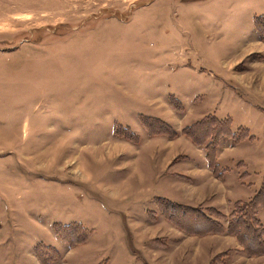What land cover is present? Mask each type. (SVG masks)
Returning a JSON list of instances; mask_svg holds the SVG:
<instances>
[{
  "label": "rangeland",
  "instance_id": "rangeland-1",
  "mask_svg": "<svg viewBox=\"0 0 264 264\" xmlns=\"http://www.w3.org/2000/svg\"><path fill=\"white\" fill-rule=\"evenodd\" d=\"M259 15L264 0H0V264H40L39 242L59 249L52 264H257L224 258L239 245L227 233L188 235L162 216V143L141 118L248 128L252 140L221 142L231 198L247 199L264 180ZM204 196L190 198L218 219ZM54 223L89 240L70 248Z\"/></svg>",
  "mask_w": 264,
  "mask_h": 264
},
{
  "label": "trees",
  "instance_id": "trees-1",
  "mask_svg": "<svg viewBox=\"0 0 264 264\" xmlns=\"http://www.w3.org/2000/svg\"><path fill=\"white\" fill-rule=\"evenodd\" d=\"M254 20L258 37L264 41V16L259 15ZM169 101L177 112L183 111V103L178 98L172 95ZM141 122L149 136H167L173 139L184 135L194 145L203 148L208 167L217 178H223L228 170L218 160L222 140L228 138L234 144H239L246 139L254 138L248 128L240 127L233 130V121L230 116L219 118L214 113L206 114L180 130L166 120L153 115L142 116ZM127 137L134 143L140 142L137 135L129 134ZM241 165H243L242 162L236 163L237 167ZM245 175L244 172L240 174L241 177ZM154 199L162 216L188 235L201 236L225 232L236 238L241 253L247 256L264 255V222L260 217L261 209L264 210V180L251 198L233 202L229 214L210 206V210L216 213L218 219L209 217L202 210L200 211L198 206L178 203L159 196ZM53 229L70 248L87 242L91 231L80 223L68 225L54 223ZM34 254L41 264H52L61 258L59 249L43 242L37 243Z\"/></svg>",
  "mask_w": 264,
  "mask_h": 264
},
{
  "label": "crops",
  "instance_id": "crops-1",
  "mask_svg": "<svg viewBox=\"0 0 264 264\" xmlns=\"http://www.w3.org/2000/svg\"><path fill=\"white\" fill-rule=\"evenodd\" d=\"M155 116L160 117V118L165 117V116H161V114H156ZM183 136L184 135H179L178 137L173 138V139H170L167 136H160L159 139L161 140L152 139V138H158V136L150 137L151 138L150 142H152L151 143L152 145L153 144L157 145V143H162L161 147L158 149L159 153L157 152L158 150H155L154 156L160 155L161 159L164 160L163 164L160 163V166L158 165L162 172V174L158 177V180H161V183L163 185L162 187L167 188V191H166L167 194H165L164 196L161 195L159 197H165V198L171 199L172 201L190 205V206H198V205H194V203L191 201V199L193 198H190V197H193L195 193L205 190V196L202 197L203 200H200V202L201 201L208 202L211 204L208 206L215 207L221 211L222 209L221 206L222 204H224V200L226 199L225 203L227 207H225V210L230 213L233 202L237 200H247L254 195L257 189H254L252 192H250L251 194L249 193V197L247 199H241L239 197L232 199L231 198L232 191L229 190L230 187L232 186L227 181L228 178L226 176V173L224 174L223 178L215 177L212 171L210 170V168L208 167L204 149L194 145L191 141H190L191 143H189L187 140L188 138L186 137L187 138L186 139L185 136L184 137ZM155 147H158V146H155ZM222 148H223V145L221 143L219 151H218V160L220 164L222 161V158H221ZM186 149L188 151H186ZM166 160H169V161L166 162ZM159 162L160 161H158V164ZM199 167L204 168L206 171L200 173L199 170H197V168L199 169ZM166 168L168 169L167 171H165ZM239 177H240V174H239ZM155 197H158V196H155ZM240 197H243V196H240ZM185 198H188L190 200L185 201ZM226 201L228 202V204ZM227 212H224V213H227ZM260 216H261V219L264 221V212H263V215H261V212H260ZM227 236L231 239V242L235 243L236 245L239 244L235 237H233L232 235H227ZM233 253L242 254L240 252V245H237L235 247V251H231V252L228 251V255L226 254L224 258L228 259L233 256V257H236L237 259H240L241 262H243L244 261L243 258L247 256L245 254L231 255ZM213 258L207 257V260H211ZM250 258L257 260V264L258 263L264 264V255L253 256ZM198 260L199 259L195 260L194 264H200ZM227 261H231V259Z\"/></svg>",
  "mask_w": 264,
  "mask_h": 264
}]
</instances>
